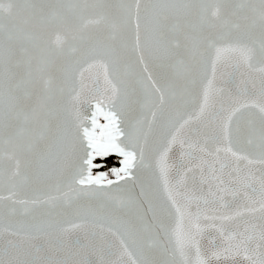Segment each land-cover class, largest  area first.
Here are the masks:
<instances>
[{"label": "snow or ice", "instance_id": "1", "mask_svg": "<svg viewBox=\"0 0 264 264\" xmlns=\"http://www.w3.org/2000/svg\"><path fill=\"white\" fill-rule=\"evenodd\" d=\"M0 264H264V0H0Z\"/></svg>", "mask_w": 264, "mask_h": 264}, {"label": "trees", "instance_id": "2", "mask_svg": "<svg viewBox=\"0 0 264 264\" xmlns=\"http://www.w3.org/2000/svg\"><path fill=\"white\" fill-rule=\"evenodd\" d=\"M111 164L113 165V166H115V165H117V160H116V158L113 156V158H112V160H111Z\"/></svg>", "mask_w": 264, "mask_h": 264}, {"label": "flooded vegetation", "instance_id": "3", "mask_svg": "<svg viewBox=\"0 0 264 264\" xmlns=\"http://www.w3.org/2000/svg\"><path fill=\"white\" fill-rule=\"evenodd\" d=\"M117 160V159H116Z\"/></svg>", "mask_w": 264, "mask_h": 264}]
</instances>
